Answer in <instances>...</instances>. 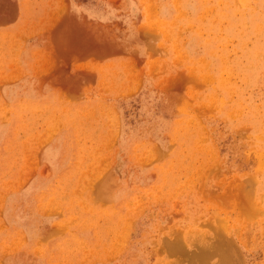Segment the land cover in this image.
<instances>
[{"label":"rangeland","instance_id":"1","mask_svg":"<svg viewBox=\"0 0 264 264\" xmlns=\"http://www.w3.org/2000/svg\"><path fill=\"white\" fill-rule=\"evenodd\" d=\"M0 264H264V0H0Z\"/></svg>","mask_w":264,"mask_h":264},{"label":"crops","instance_id":"2","mask_svg":"<svg viewBox=\"0 0 264 264\" xmlns=\"http://www.w3.org/2000/svg\"><path fill=\"white\" fill-rule=\"evenodd\" d=\"M48 65H50V67L48 68V69H45V71L46 70H49L51 67H53V65H55V63H54V59H53V57H52V55H50L49 56V60H48V63H47ZM53 69H55V74L52 76V80L53 81H55L56 82V80H55V78H56V71H57V66L55 65L54 67H53Z\"/></svg>","mask_w":264,"mask_h":264},{"label":"bare ground","instance_id":"3","mask_svg":"<svg viewBox=\"0 0 264 264\" xmlns=\"http://www.w3.org/2000/svg\"><path fill=\"white\" fill-rule=\"evenodd\" d=\"M66 93V92H65ZM205 188V187H204ZM250 195V194H249ZM253 199V198H252ZM231 200V199H230ZM251 202V201H250ZM243 204H244V202H243ZM250 205V204H249ZM241 208V207H240ZM248 209V208H247ZM250 209H248V211H249ZM242 211V210H241ZM247 213V212H246ZM75 218V217H74ZM69 225V224H68ZM71 225V224H70Z\"/></svg>","mask_w":264,"mask_h":264}]
</instances>
